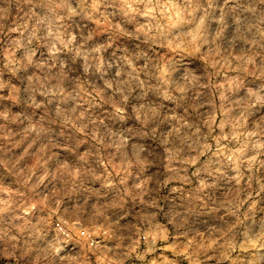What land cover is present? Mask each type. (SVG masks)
Instances as JSON below:
<instances>
[{"label":"clouds","instance_id":"obj_1","mask_svg":"<svg viewBox=\"0 0 264 264\" xmlns=\"http://www.w3.org/2000/svg\"><path fill=\"white\" fill-rule=\"evenodd\" d=\"M0 264H264V0H0Z\"/></svg>","mask_w":264,"mask_h":264}]
</instances>
